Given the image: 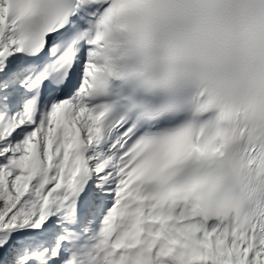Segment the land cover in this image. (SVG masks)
<instances>
[{"label":"snow or ice","instance_id":"obj_1","mask_svg":"<svg viewBox=\"0 0 264 264\" xmlns=\"http://www.w3.org/2000/svg\"><path fill=\"white\" fill-rule=\"evenodd\" d=\"M0 264H264V0H0Z\"/></svg>","mask_w":264,"mask_h":264}]
</instances>
